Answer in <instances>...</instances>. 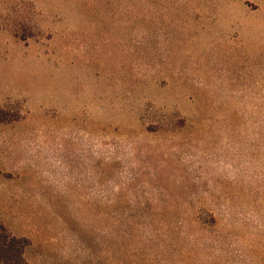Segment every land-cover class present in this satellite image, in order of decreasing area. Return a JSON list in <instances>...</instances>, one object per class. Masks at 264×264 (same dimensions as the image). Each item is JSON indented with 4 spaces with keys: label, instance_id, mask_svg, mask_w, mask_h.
<instances>
[{
    "label": "rangeland",
    "instance_id": "1",
    "mask_svg": "<svg viewBox=\"0 0 264 264\" xmlns=\"http://www.w3.org/2000/svg\"><path fill=\"white\" fill-rule=\"evenodd\" d=\"M0 107L29 264H264V0H0Z\"/></svg>",
    "mask_w": 264,
    "mask_h": 264
},
{
    "label": "trees",
    "instance_id": "2",
    "mask_svg": "<svg viewBox=\"0 0 264 264\" xmlns=\"http://www.w3.org/2000/svg\"><path fill=\"white\" fill-rule=\"evenodd\" d=\"M22 33L17 30L19 35L25 33L31 26L22 22L20 24ZM25 37V36H24ZM22 39H26V38ZM17 117L9 111L3 110L0 107V122L16 120ZM216 224V221H211ZM31 244L30 239L24 236H18L0 220V264H29L24 254L28 246Z\"/></svg>",
    "mask_w": 264,
    "mask_h": 264
}]
</instances>
